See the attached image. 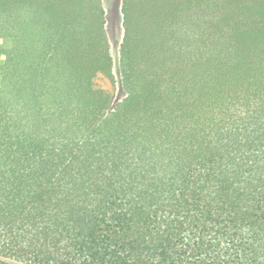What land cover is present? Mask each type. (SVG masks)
Returning <instances> with one entry per match:
<instances>
[{
    "label": "trees",
    "instance_id": "trees-1",
    "mask_svg": "<svg viewBox=\"0 0 264 264\" xmlns=\"http://www.w3.org/2000/svg\"><path fill=\"white\" fill-rule=\"evenodd\" d=\"M0 0V264H264V0Z\"/></svg>",
    "mask_w": 264,
    "mask_h": 264
},
{
    "label": "rangeland",
    "instance_id": "rangeland-1",
    "mask_svg": "<svg viewBox=\"0 0 264 264\" xmlns=\"http://www.w3.org/2000/svg\"><path fill=\"white\" fill-rule=\"evenodd\" d=\"M121 0H104V6L107 13L108 33L111 39V53L113 57V75L114 83L107 77L99 75L96 79L97 83L110 94L115 100H120L124 93L119 82L117 72L118 66V50L122 38L121 15H120Z\"/></svg>",
    "mask_w": 264,
    "mask_h": 264
}]
</instances>
